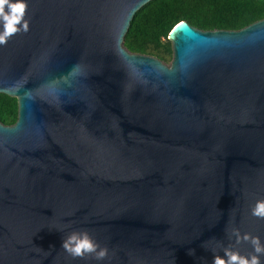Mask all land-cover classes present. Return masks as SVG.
Segmentation results:
<instances>
[{"label":"water","instance_id":"95a60500","mask_svg":"<svg viewBox=\"0 0 264 264\" xmlns=\"http://www.w3.org/2000/svg\"><path fill=\"white\" fill-rule=\"evenodd\" d=\"M151 1L26 0L30 30L0 46V94L18 107L0 123V264H212L229 246L252 251L235 229L264 242L251 215L264 199V19L180 22L167 65L123 45ZM74 230L109 257L69 256Z\"/></svg>","mask_w":264,"mask_h":264},{"label":"trees","instance_id":"16d2710c","mask_svg":"<svg viewBox=\"0 0 264 264\" xmlns=\"http://www.w3.org/2000/svg\"><path fill=\"white\" fill-rule=\"evenodd\" d=\"M264 19V0H152L134 16L123 45L132 54L172 60L168 36L180 22L201 31H238ZM17 100L0 94V123L17 119Z\"/></svg>","mask_w":264,"mask_h":264},{"label":"clouds","instance_id":"9594fccd","mask_svg":"<svg viewBox=\"0 0 264 264\" xmlns=\"http://www.w3.org/2000/svg\"><path fill=\"white\" fill-rule=\"evenodd\" d=\"M27 9L26 0H0V46L6 45L17 33H27L30 30V21L26 18ZM251 215L264 219V199L255 203ZM232 235L235 236L237 244L250 243L252 251L244 255L229 246L223 249V256L213 252L212 264H264V242L258 236L247 233L241 236L238 229L233 230ZM61 248L73 259L92 258L104 261L109 257V249L101 246L87 230L70 232L63 237ZM188 254L195 255V250L190 249Z\"/></svg>","mask_w":264,"mask_h":264},{"label":"snow or ice","instance_id":"6c2138e0","mask_svg":"<svg viewBox=\"0 0 264 264\" xmlns=\"http://www.w3.org/2000/svg\"><path fill=\"white\" fill-rule=\"evenodd\" d=\"M177 27L179 28V27H182V25H177Z\"/></svg>","mask_w":264,"mask_h":264},{"label":"rangeland","instance_id":"374dc122","mask_svg":"<svg viewBox=\"0 0 264 264\" xmlns=\"http://www.w3.org/2000/svg\"><path fill=\"white\" fill-rule=\"evenodd\" d=\"M167 65H170V63H167Z\"/></svg>","mask_w":264,"mask_h":264}]
</instances>
